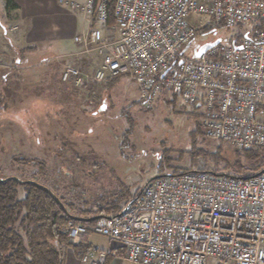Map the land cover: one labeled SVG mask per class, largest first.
I'll use <instances>...</instances> for the list:
<instances>
[{
	"label": "built area",
	"instance_id": "built-area-1",
	"mask_svg": "<svg viewBox=\"0 0 264 264\" xmlns=\"http://www.w3.org/2000/svg\"><path fill=\"white\" fill-rule=\"evenodd\" d=\"M60 3L85 25L73 38L75 51L51 58L64 59L63 84L83 88L129 76L145 109L179 96L203 107L211 139L264 148V25L253 31L264 23V0H115L112 25L106 0ZM192 17H205V26L251 29L232 45L188 56L197 30ZM77 56L97 61L83 71ZM0 66L24 67L2 58ZM68 230L72 244L87 234L116 242L128 264H264V171L248 179L203 171L151 178L121 211L89 226L70 222ZM105 256L95 246L82 262L99 264Z\"/></svg>",
	"mask_w": 264,
	"mask_h": 264
},
{
	"label": "rangeland",
	"instance_id": "rangeland-1",
	"mask_svg": "<svg viewBox=\"0 0 264 264\" xmlns=\"http://www.w3.org/2000/svg\"><path fill=\"white\" fill-rule=\"evenodd\" d=\"M77 18L79 22L81 17ZM206 20L192 17L197 32L186 55L193 56L205 44L232 45L251 29L219 24L206 28ZM31 28L7 13L5 1L0 0V58L18 60L24 66L19 70L0 66L4 80L0 89V101L4 100L0 177L27 179L35 172L14 158L43 161L45 184L73 203L75 212L85 208L89 213L96 204L106 205L107 201L100 204L101 197L114 195L111 201L119 196L131 198L150 176L197 170L244 179L264 169V148L240 150L211 139L202 125L203 107L187 104L179 96L161 97L145 109L139 88L129 76H121L110 86V80L83 88L63 84L64 59L51 58L75 51L76 45L71 42L72 49L63 51L44 50L51 56H27L30 51L22 53L26 48L20 36ZM68 32L69 26L61 25L54 35ZM75 32L79 34V28ZM84 58L79 61L83 71H88L97 60ZM92 240L107 243L97 235Z\"/></svg>",
	"mask_w": 264,
	"mask_h": 264
},
{
	"label": "trees",
	"instance_id": "trees-1",
	"mask_svg": "<svg viewBox=\"0 0 264 264\" xmlns=\"http://www.w3.org/2000/svg\"><path fill=\"white\" fill-rule=\"evenodd\" d=\"M4 1L7 13L18 9L13 0ZM98 1L95 0V4ZM114 3L115 0H106L108 25L114 23ZM212 25L214 23H210L206 28ZM263 25L264 23H260L253 31L262 28ZM31 50L26 48L22 53ZM120 77L110 80L107 84L110 86ZM3 101H0V115ZM14 160L22 167H32L35 172L27 179L16 176L0 177V264H65L67 248H71L78 258H82L90 250L85 240L88 234L83 235L79 243L74 245L69 240L68 224L87 223L89 226L103 214L121 211L139 194L138 192L137 196L126 199L119 196L115 201L110 200L114 195L109 198L101 197L100 204L107 201L105 206L96 204L92 212L85 213V208L80 209L81 212H75L73 203L45 184L47 176L45 162L25 158ZM194 171L197 170L176 171L171 175ZM263 171L264 169L252 177Z\"/></svg>",
	"mask_w": 264,
	"mask_h": 264
},
{
	"label": "crops",
	"instance_id": "crops-1",
	"mask_svg": "<svg viewBox=\"0 0 264 264\" xmlns=\"http://www.w3.org/2000/svg\"><path fill=\"white\" fill-rule=\"evenodd\" d=\"M13 1L18 6V9L12 12L14 18L19 22H24L32 25L31 30L26 33V36H20V41H23L25 43V48L32 49L27 53V56H51V54L45 53L44 50L52 48L58 51L72 49L70 48L69 43L73 42V38L77 35L75 31H77V29L79 28L81 32L85 27L82 18L79 22L77 21V16L79 15L73 13L68 7H63V4V6L59 5L60 0ZM61 25L69 26L70 32L61 35H54L58 34V30ZM3 81V75L0 71V89ZM153 177L155 176H150V178L146 181H149ZM136 194H134L132 198ZM109 214L110 213L103 215ZM85 225L88 224L86 223ZM93 236V234H88L85 237L86 244L90 248L95 246L99 247L106 254L105 258L99 264H128L125 260V251L119 244L104 238L107 240V243L105 245H101L92 240ZM80 239L74 245H77ZM65 264L84 263L82 262V258H78L73 253L71 248H67L65 250Z\"/></svg>",
	"mask_w": 264,
	"mask_h": 264
},
{
	"label": "water",
	"instance_id": "water-1",
	"mask_svg": "<svg viewBox=\"0 0 264 264\" xmlns=\"http://www.w3.org/2000/svg\"><path fill=\"white\" fill-rule=\"evenodd\" d=\"M216 43H213V44H207V45H204L202 46L199 51L195 54V56H199L200 54L204 53L207 49H209L210 47L214 46ZM161 176H156V177H153V178H159Z\"/></svg>",
	"mask_w": 264,
	"mask_h": 264
}]
</instances>
